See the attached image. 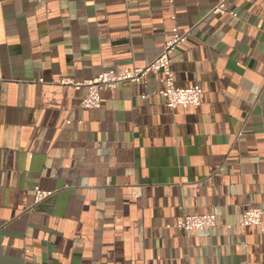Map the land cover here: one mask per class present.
I'll return each mask as SVG.
<instances>
[{
	"label": "crops",
	"instance_id": "obj_1",
	"mask_svg": "<svg viewBox=\"0 0 264 264\" xmlns=\"http://www.w3.org/2000/svg\"><path fill=\"white\" fill-rule=\"evenodd\" d=\"M219 1L0 0V264H264V231L239 228L264 212V0ZM174 28L198 108L169 109L162 72L100 109L63 84L146 66ZM204 213L217 227H174Z\"/></svg>",
	"mask_w": 264,
	"mask_h": 264
},
{
	"label": "built area",
	"instance_id": "obj_2",
	"mask_svg": "<svg viewBox=\"0 0 264 264\" xmlns=\"http://www.w3.org/2000/svg\"><path fill=\"white\" fill-rule=\"evenodd\" d=\"M175 0H169L173 5ZM226 0H220L218 5L211 11L210 15H231L237 17L235 12H228L225 8ZM188 32H181L178 28L173 29L171 38L165 43L162 52L144 67L135 68H113L104 70L95 79L82 83L64 80L63 84L75 89L87 88L88 95L81 106L87 109H100L102 105L101 94L107 90H114L119 84H137L152 73L162 72L165 88L160 93L166 100V106L175 110L176 108H198L202 102L203 90L199 85L188 88H180L175 84V75L171 69L172 55L176 48L184 44ZM51 192H45L35 188V201L51 196ZM264 212L259 208H246L243 212L242 222L239 228L259 227L264 231ZM186 236H192L197 232H205L217 227V218L214 213L196 215H184L174 224Z\"/></svg>",
	"mask_w": 264,
	"mask_h": 264
}]
</instances>
